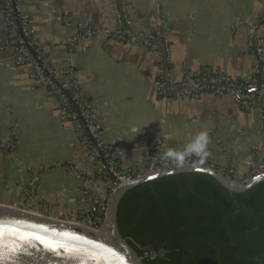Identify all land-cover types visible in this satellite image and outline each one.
Listing matches in <instances>:
<instances>
[{
	"label": "crops",
	"instance_id": "0c3cea01",
	"mask_svg": "<svg viewBox=\"0 0 264 264\" xmlns=\"http://www.w3.org/2000/svg\"><path fill=\"white\" fill-rule=\"evenodd\" d=\"M2 2L0 43L7 37ZM21 2L40 53L62 81L74 78L120 169L138 168L158 138L163 154L182 150L201 131L210 140L203 159L238 175L264 157V92L249 108L229 91L160 95L153 43L102 32L122 12L132 31L162 39L172 87L189 70L244 80L258 68L248 23L264 14V0ZM87 30L96 32L88 36ZM262 39L264 45V31ZM82 137L48 88L33 82L32 66L17 61L12 47L0 49V204L44 215L52 209L54 218L65 221L74 216L90 222L88 213L99 217L110 183L88 159ZM32 182L37 198L23 201V187Z\"/></svg>",
	"mask_w": 264,
	"mask_h": 264
},
{
	"label": "trees",
	"instance_id": "16d2710c",
	"mask_svg": "<svg viewBox=\"0 0 264 264\" xmlns=\"http://www.w3.org/2000/svg\"><path fill=\"white\" fill-rule=\"evenodd\" d=\"M117 226L144 264H264V181L231 192L204 173L152 179L122 196Z\"/></svg>",
	"mask_w": 264,
	"mask_h": 264
},
{
	"label": "built area",
	"instance_id": "2783aa9c",
	"mask_svg": "<svg viewBox=\"0 0 264 264\" xmlns=\"http://www.w3.org/2000/svg\"><path fill=\"white\" fill-rule=\"evenodd\" d=\"M3 2L5 3L3 9L7 19V37L3 43H0V49L8 46L12 47L15 51V58L17 61H25L32 66L33 82L36 85H45L48 88L50 95L57 99L67 117L72 119L77 128L82 132L83 137L80 142L82 143L83 148L87 150L88 159L95 162L97 165L99 176L110 183L108 194L101 204V213L105 214L112 193L121 185L150 172L163 168L175 167L173 163L166 162L162 159V153L160 150L162 140L161 138H158L153 142L149 149L145 162L138 168L126 170L118 168L115 155L111 148L102 141L98 126L92 117L90 105L77 90L74 78L68 76L66 81H62L60 75L40 53L39 47L32 36L30 21L24 11L21 0H3ZM164 24L165 20H163V25ZM248 24L249 45L251 46L252 53L255 57L262 58L264 57V45L262 43L264 14ZM95 32L96 31L87 30L84 34L91 36ZM102 32L119 41L126 39L131 41L138 40L124 30L121 19L117 20L114 27L106 28ZM154 39L163 42L160 38ZM151 45L155 50L156 62L160 68L157 91L160 95H173L169 93L165 87L163 51L158 44L153 43ZM33 51L36 54H33ZM192 84H198L199 86L194 90L183 93L195 94L199 91H229L235 102L239 106L245 108L257 104L264 92V88L261 85L258 92L248 93L249 90L258 87V82L255 77L249 78L245 84H238L235 80L225 74L209 69L201 71L189 70L184 72L181 81L175 87L189 86ZM68 94L70 95V98L67 97ZM5 146L11 149L12 144L9 142ZM186 164L204 165L214 168L217 172L222 173L227 179L237 184H242L256 174L264 171V157L254 161L245 175H238L231 168L216 167V165L209 160H199L195 156L187 158L184 165ZM32 185L33 182L29 183L28 186L23 187V201L26 199L37 198V196L33 195L31 192L30 187ZM18 208L25 209L23 206ZM86 215V217H92L90 222L74 216L68 221L94 233L99 232L102 225H105L104 217H96L93 213H88Z\"/></svg>",
	"mask_w": 264,
	"mask_h": 264
},
{
	"label": "water",
	"instance_id": "95a60500",
	"mask_svg": "<svg viewBox=\"0 0 264 264\" xmlns=\"http://www.w3.org/2000/svg\"><path fill=\"white\" fill-rule=\"evenodd\" d=\"M118 1L121 3V0ZM4 4L2 2V7ZM120 16L122 26L128 34L140 41L156 43L161 47L164 56L165 87L169 93H183L199 86L198 84L170 86L163 42L135 33L124 22L122 12ZM256 60L258 68L255 77L258 87L249 90L248 93L258 92L262 85L264 57H256ZM184 172L210 175L231 192H243L264 181V171L242 184H237L214 168L204 165L186 164L182 167L159 169L121 185L112 193L105 214H99V217L105 218V225L96 233L69 221L54 218L52 209L44 215L0 204V264H144L142 258L119 232L118 204L127 190L140 183ZM95 211L97 212L96 208ZM162 252L159 250V253Z\"/></svg>",
	"mask_w": 264,
	"mask_h": 264
},
{
	"label": "clouds",
	"instance_id": "9594fccd",
	"mask_svg": "<svg viewBox=\"0 0 264 264\" xmlns=\"http://www.w3.org/2000/svg\"><path fill=\"white\" fill-rule=\"evenodd\" d=\"M209 143L208 132L201 131L182 150L168 149L165 151L162 154V159L173 163L176 167H182L189 157L203 158L206 156Z\"/></svg>",
	"mask_w": 264,
	"mask_h": 264
}]
</instances>
